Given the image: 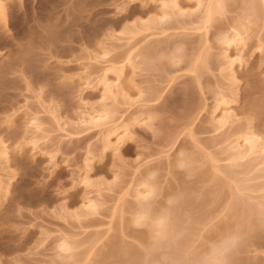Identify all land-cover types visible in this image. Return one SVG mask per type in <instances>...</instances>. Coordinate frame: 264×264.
Here are the masks:
<instances>
[{
  "label": "rangeland",
  "instance_id": "374dc122",
  "mask_svg": "<svg viewBox=\"0 0 264 264\" xmlns=\"http://www.w3.org/2000/svg\"><path fill=\"white\" fill-rule=\"evenodd\" d=\"M0 264H264V0H0Z\"/></svg>",
  "mask_w": 264,
  "mask_h": 264
}]
</instances>
